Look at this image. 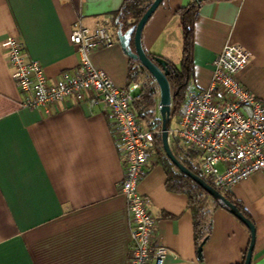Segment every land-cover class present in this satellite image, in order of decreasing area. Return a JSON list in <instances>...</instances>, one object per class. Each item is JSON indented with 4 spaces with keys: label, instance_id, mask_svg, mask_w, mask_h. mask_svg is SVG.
<instances>
[{
    "label": "crops",
    "instance_id": "1",
    "mask_svg": "<svg viewBox=\"0 0 264 264\" xmlns=\"http://www.w3.org/2000/svg\"><path fill=\"white\" fill-rule=\"evenodd\" d=\"M194 1L160 3L142 30L147 54L180 65L177 10ZM196 1L200 5L185 94L206 88L215 56L225 44L239 43L250 58L238 78L264 102V0ZM122 3L0 0V42L6 36L20 37L24 54L39 61L53 81L63 72L79 70V54L68 40L77 21L95 28L103 16L112 19ZM90 59L116 86H127L130 58L116 30L114 43L94 48ZM22 99L0 48V264H125L129 215L109 116L100 106L74 97L49 113L23 107ZM165 181L161 164L152 159L138 184L156 218V238L167 247L164 264H242L250 240L247 227L223 207L213 208L198 258L187 197L168 190ZM227 190L255 226L251 264H264V175L253 172Z\"/></svg>",
    "mask_w": 264,
    "mask_h": 264
},
{
    "label": "built area",
    "instance_id": "2",
    "mask_svg": "<svg viewBox=\"0 0 264 264\" xmlns=\"http://www.w3.org/2000/svg\"><path fill=\"white\" fill-rule=\"evenodd\" d=\"M68 40L79 54V70L63 72L53 81H49L39 61L24 54L25 44L20 37L1 40L0 48L23 95L21 105L49 113L74 97L77 102L100 106L109 116L123 167L120 189L129 215L125 264H164L167 247L156 238V218L138 189L152 159L164 155L155 141L160 128L140 121L133 109L139 83L118 87L91 62L94 48L108 47L115 41L110 16H103L95 28L78 20ZM249 58L250 53L241 44H225L212 61L209 85L186 90L175 124L169 127V140L195 152V157L188 160L215 186L224 189L253 172L264 175V102L238 78Z\"/></svg>",
    "mask_w": 264,
    "mask_h": 264
},
{
    "label": "trees",
    "instance_id": "3",
    "mask_svg": "<svg viewBox=\"0 0 264 264\" xmlns=\"http://www.w3.org/2000/svg\"><path fill=\"white\" fill-rule=\"evenodd\" d=\"M152 0H123L120 8L113 13L112 24L116 30L118 25L122 31H126L135 25ZM200 2L194 1L188 6L179 8L180 25L182 29V59L179 66L167 60L169 73L167 79L171 89V122L177 117L178 112L185 100V89L189 82L191 73V54L193 46V24L198 12ZM133 48V41H131ZM155 57L154 54H148ZM127 72V86L131 83H139V88L134 94L133 109L136 111L140 121L149 125H156L160 128V117L157 114L158 86L149 72L139 64L137 60L129 59ZM157 145H161L160 133L155 136ZM174 156L183 163L190 171L203 178L208 184L217 189L227 200L237 206V208L249 218V213L244 209L241 202L228 192L227 189L214 185L212 180L201 173L196 164H192L188 158L195 157L196 153L181 146L176 140H169ZM165 174V186L168 190L183 193L187 197V206L192 214L193 238L195 247L207 238L211 229L210 215L213 208L220 206L228 210L226 205L219 200L213 199L200 185L193 181L189 176L180 172L174 164L165 156L158 158ZM243 255V261L245 258ZM243 264V263H242Z\"/></svg>",
    "mask_w": 264,
    "mask_h": 264
},
{
    "label": "water",
    "instance_id": "4",
    "mask_svg": "<svg viewBox=\"0 0 264 264\" xmlns=\"http://www.w3.org/2000/svg\"><path fill=\"white\" fill-rule=\"evenodd\" d=\"M163 0H152L149 7L140 17L138 22L131 26L126 31H122L121 26L118 25L116 29V35L118 42L123 52L134 60H137L141 66H143L149 74L154 78L159 92V117H160V137L161 145L164 155L174 164V166L185 175L189 176L193 181L200 185L213 199L219 200L226 205L228 211L232 213L240 222H242L250 233L249 245L246 250L243 264H251V256L253 251L254 239H255V226L252 221L247 218L237 208L235 204L227 200L217 189L208 184L203 178L190 171L183 163H181L173 154L169 143V127L171 120V89L167 79L169 70L167 69V60L162 57H150L144 50L141 42V34L144 25L149 17L153 14L156 8ZM131 41H133V48L131 47ZM197 248V256L201 257L202 244Z\"/></svg>",
    "mask_w": 264,
    "mask_h": 264
},
{
    "label": "rangeland",
    "instance_id": "5",
    "mask_svg": "<svg viewBox=\"0 0 264 264\" xmlns=\"http://www.w3.org/2000/svg\"><path fill=\"white\" fill-rule=\"evenodd\" d=\"M113 26V25H112ZM113 29H114V27H113ZM114 31H115V29H114ZM177 61V63H180V58L179 59H177L176 60ZM158 99H159V94H158ZM180 111V110H179ZM179 113V112H178ZM157 114H158V112H157ZM175 118L172 120V122H171V126H173L174 124H175Z\"/></svg>",
    "mask_w": 264,
    "mask_h": 264
}]
</instances>
